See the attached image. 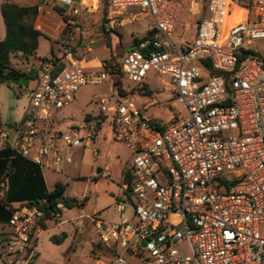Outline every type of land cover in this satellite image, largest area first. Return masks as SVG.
Instances as JSON below:
<instances>
[{
	"label": "built area",
	"instance_id": "1",
	"mask_svg": "<svg viewBox=\"0 0 264 264\" xmlns=\"http://www.w3.org/2000/svg\"><path fill=\"white\" fill-rule=\"evenodd\" d=\"M59 2L74 16L85 8ZM108 5L111 20L138 11L153 22L155 35L143 39L148 32L119 59L123 80L139 86L150 73L164 77L161 89L183 118L148 119L114 87L108 48L87 39L80 53L65 47L33 69L29 109L20 125H0V149L59 172L72 163L64 151L91 149L97 125L110 123L130 158L115 205L118 221L94 220L110 253L96 264H264V60L252 49L264 41V0L237 11L230 0H207L193 39L179 45L172 37L186 13H201L197 0ZM90 60L99 66L85 67ZM103 84L109 91L93 96L99 108L93 119L61 129L56 115L80 88ZM40 215L35 207L14 212L7 264L32 257Z\"/></svg>",
	"mask_w": 264,
	"mask_h": 264
},
{
	"label": "rangeland",
	"instance_id": "2",
	"mask_svg": "<svg viewBox=\"0 0 264 264\" xmlns=\"http://www.w3.org/2000/svg\"><path fill=\"white\" fill-rule=\"evenodd\" d=\"M91 7L90 11L85 12L84 33L82 39H94L100 42L101 48L106 46L103 31L105 25L109 29L107 37L112 45L109 50L120 56L123 49L134 46V39L144 37L152 25V19L138 11L120 17L114 21L109 18L107 13V23L103 22L102 2L100 10L94 5V0H86ZM205 5L207 0H197ZM257 0H232L231 9L252 10ZM27 4H33L34 0H27ZM202 15L186 13L182 25L172 37L174 44L179 45V41H191L196 31V25ZM78 18H81L79 16ZM38 24V22H37ZM66 35L72 36V31L67 30ZM79 40V36L77 37ZM80 41V40H79ZM68 47L72 46L68 44ZM252 49H256L264 60V41L255 42ZM75 50V49H73ZM54 51L60 56V50L55 39L41 38L36 54V60L30 59L31 66L37 67L40 59H48ZM103 50L99 51L101 59ZM13 66L22 70L26 68L25 58L15 56L12 60ZM85 67L90 68L85 62ZM165 79L150 73L144 81L152 90L150 96H143L137 92L128 95L142 110L143 114L151 121L165 123L173 118L182 119L184 116L180 106H172V101L167 98L162 91L161 81ZM34 87V80L28 86L7 85L0 86V117L3 125H20L29 109V91ZM125 89L131 90L138 88L124 80ZM109 91L108 84L100 86H83L76 94V100L65 111L57 113L58 122L65 124H81L84 116L91 113H98L99 108L92 101L93 96L103 95ZM64 129V127H61ZM61 143H59L60 145ZM99 153L94 160L90 155H85L84 160H75L70 166L61 167L55 173L44 169V179L49 190L54 189L57 182L66 186V196L71 198L88 197V202L83 209H64L60 206V216L48 223L46 230L37 232L36 243L31 247L32 257L26 260H15L13 264H96L97 258L103 257L102 254L106 247L99 241V234L95 228L94 220L117 222L118 216L115 214L116 198L120 195L121 173L129 158V152L125 146L115 139L113 128L110 123L105 124L99 131L98 137L93 144ZM101 169L102 172L98 173ZM110 173V176H108ZM11 229L6 225H0V264L6 263L7 251L4 250L5 239L8 238ZM65 239L55 242L52 238ZM130 264H138L136 260L129 259Z\"/></svg>",
	"mask_w": 264,
	"mask_h": 264
},
{
	"label": "trees",
	"instance_id": "3",
	"mask_svg": "<svg viewBox=\"0 0 264 264\" xmlns=\"http://www.w3.org/2000/svg\"><path fill=\"white\" fill-rule=\"evenodd\" d=\"M96 8L99 10L102 2L103 22L107 23L108 0H95ZM232 0H230V5ZM56 11L63 17L66 29L72 31L76 25L69 23L70 18L63 15L62 11L56 8ZM1 13L5 24L6 36L0 42V86L12 84L13 80L25 78L29 83L35 79V74L29 76L30 71L22 70L13 66V58L21 54L26 62L30 59H36L37 50L39 48L40 39L47 38L38 29L39 6H19L4 0L1 5ZM103 31L108 35L109 29L104 25ZM104 36V42L108 48L112 45L110 39ZM155 32H149L143 39L153 37ZM140 39H134V44H137ZM123 49L120 56L112 53L109 67L112 69L113 85L120 91L121 95L128 97L135 92L150 96L152 90L147 85H139L138 88L126 90L124 80L121 74V69L118 65L119 59L124 55ZM246 55L243 52L241 58ZM54 59L58 57L53 55ZM47 59H40L43 62ZM22 87V85H19ZM91 115L85 116V122L92 120ZM0 118V125H1ZM97 129H101V124L97 125ZM88 202V197L82 200L66 196V186L57 183L53 190L49 191L44 179L42 168L40 165L22 157L15 151L4 148L0 149V225L9 227L10 220L15 211L23 207H35L41 213L37 217L36 224L32 230L34 244L37 240V232L46 230L48 223L56 219L61 212L60 206L64 209H83ZM10 228V227H9ZM65 239V235L61 238H52L53 241L59 242ZM11 240V231L8 238L5 239L6 250L9 241ZM30 252V251H29ZM109 251L104 250L102 256L108 257ZM0 254V258H1ZM26 258V257H25ZM28 258V255H27Z\"/></svg>",
	"mask_w": 264,
	"mask_h": 264
},
{
	"label": "crops",
	"instance_id": "4",
	"mask_svg": "<svg viewBox=\"0 0 264 264\" xmlns=\"http://www.w3.org/2000/svg\"><path fill=\"white\" fill-rule=\"evenodd\" d=\"M74 1H75V5H74L75 9H80L81 5H84L83 7H85L81 11V13L79 15H76V16L70 15L69 13H67V11L65 10L64 6L59 2V0H34L33 4H27L28 3L27 0H11L12 3L17 4L19 6L38 5L39 6L38 29L47 38L51 37L52 39H55V42H56V44L59 47L60 53H62V51H63V49L65 47H68V44H70L72 46V48L75 49V51L80 53L81 49L78 46L79 43L81 41L87 40V39H82V37L80 38L82 33H84V28H85L84 27L85 24L82 23L83 22L82 18L85 19V15L84 14H85V12L90 11L91 7H89L87 5V1L86 0H74ZM3 2H4V0H0V42L3 41L5 39V36H6L5 24H4V20H3V17H2V13H1V5L3 4ZM94 2H95L94 5L96 6V4H97L96 2L97 1L94 0ZM199 4H200V11H201L200 15H202L201 16V18H202L204 16L203 9H205V5L206 4L203 5L200 2H199ZM100 7H101V5H100ZM56 8L59 9L60 11H62L63 15H65V16L70 18L69 23L71 25H76V27L72 30V33H71L72 36L71 37H69V34L66 35V33H65V32H67L66 25L64 23L63 17L56 11ZM99 10H100V8H99ZM79 16H81V18H78ZM78 36H79V40L80 41L77 40ZM43 38H45V37H43ZM96 42L100 46V42L99 41H96ZM53 55L56 56V57H59V56H57V54L54 51H52V55L48 59L52 58ZM19 56H22V55L19 54ZM34 60H36V59H34ZM88 64L92 65L91 67H98L99 66V63H98L97 60H90V61H88ZM25 68H26L27 71H30V70H33L35 67L31 66L30 62H26V67ZM91 114H96V113H91ZM85 116H84L83 121L81 122V124H65L64 126L59 124V127L60 128L61 127L65 128L67 126H72V125L81 126L85 122L84 121L85 120ZM100 130L101 129H99V131ZM99 131L97 133L96 139L98 137ZM96 139H95V141H96ZM94 149L96 150V148H94L92 146L91 149L89 148V149H86V150L83 149V148H77V149H71V150H68V151H64L65 155H71L72 156V163H70V164L65 163V164H63V166L64 167L70 166V165H72L74 163L75 160H80L82 162L84 160L85 155H90V154H91L92 159L94 160V158L96 157V155L93 154V150ZM97 152L99 153V151H97ZM129 158H130V153H129ZM129 158H128V160H129ZM128 160H127V162H128ZM43 170L44 169H42V172H43ZM46 170H49L51 172L57 173V171H53V170H50V169H46ZM99 170H100V172H98V173H101L102 170L101 169H99ZM122 173H123V171H122ZM122 173H121V181H120V191H121ZM108 176H110V173H108ZM57 183H59V182H57ZM48 190H49V188H48ZM49 191H51V190H49ZM85 197H87V196L83 195V197L79 198V200H82ZM118 198H119V196L116 198V200Z\"/></svg>",
	"mask_w": 264,
	"mask_h": 264
},
{
	"label": "water",
	"instance_id": "5",
	"mask_svg": "<svg viewBox=\"0 0 264 264\" xmlns=\"http://www.w3.org/2000/svg\"><path fill=\"white\" fill-rule=\"evenodd\" d=\"M131 47H126L124 53H128L130 51ZM34 75V70H31L29 73V76H33ZM13 85H22V86H28V80L25 78L22 79H16L12 81ZM100 172V170L98 171Z\"/></svg>",
	"mask_w": 264,
	"mask_h": 264
},
{
	"label": "bare ground",
	"instance_id": "6",
	"mask_svg": "<svg viewBox=\"0 0 264 264\" xmlns=\"http://www.w3.org/2000/svg\"><path fill=\"white\" fill-rule=\"evenodd\" d=\"M241 14L238 15V17L240 16Z\"/></svg>",
	"mask_w": 264,
	"mask_h": 264
}]
</instances>
